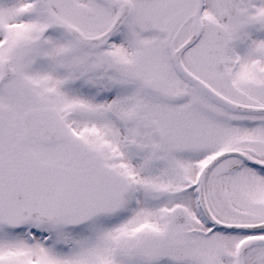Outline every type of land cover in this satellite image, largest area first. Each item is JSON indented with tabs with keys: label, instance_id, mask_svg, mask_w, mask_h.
<instances>
[{
	"label": "snow or ice",
	"instance_id": "1",
	"mask_svg": "<svg viewBox=\"0 0 264 264\" xmlns=\"http://www.w3.org/2000/svg\"><path fill=\"white\" fill-rule=\"evenodd\" d=\"M0 264H264V0H0Z\"/></svg>",
	"mask_w": 264,
	"mask_h": 264
}]
</instances>
